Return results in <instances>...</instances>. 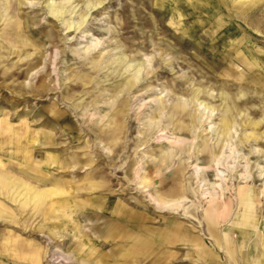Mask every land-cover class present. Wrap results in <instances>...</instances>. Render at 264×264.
Returning <instances> with one entry per match:
<instances>
[{
  "label": "rangeland",
  "instance_id": "374dc122",
  "mask_svg": "<svg viewBox=\"0 0 264 264\" xmlns=\"http://www.w3.org/2000/svg\"><path fill=\"white\" fill-rule=\"evenodd\" d=\"M3 174L0 264H264V0H0Z\"/></svg>",
  "mask_w": 264,
  "mask_h": 264
},
{
  "label": "crops",
  "instance_id": "0c3cea01",
  "mask_svg": "<svg viewBox=\"0 0 264 264\" xmlns=\"http://www.w3.org/2000/svg\"><path fill=\"white\" fill-rule=\"evenodd\" d=\"M211 15V14H210ZM216 15V14H215ZM215 15H212V16H215ZM0 179H3V182H4V184L6 183V182H8V177L6 176V175H1L0 176ZM56 194V196H58V192L57 193H55ZM54 194V195H55ZM61 196L63 195V193H61L60 194ZM61 196H58V197H61ZM35 197H38V194H35ZM254 197H255V194H254V192L253 191H248V193H246V194H244V199L245 200H253L254 199ZM215 210H216V208H214ZM3 214H5V212H3ZM129 215H130V218L132 219V217H133V214L131 213V214H127L126 216L127 217H129ZM134 216H136V214H134ZM136 219V218H135ZM209 219L210 220H213V214L211 213H209ZM215 220H213V222H214ZM196 244H202L201 242L199 243V242H196ZM24 251V249L22 250V248H18V253H20V252H23ZM2 252V253H1ZM28 253H29V256H32V257H29L31 260H32V262H34V263H36V264H38L39 262H40V258H41V254H40V252L39 251H37V250H30V251H28ZM6 253H5V251L4 250H2L1 249V251H0V257L2 258V257H6V255H5ZM31 254V255H30Z\"/></svg>",
  "mask_w": 264,
  "mask_h": 264
},
{
  "label": "bare ground",
  "instance_id": "6f19581e",
  "mask_svg": "<svg viewBox=\"0 0 264 264\" xmlns=\"http://www.w3.org/2000/svg\"><path fill=\"white\" fill-rule=\"evenodd\" d=\"M164 135H165V134H164ZM166 138H167V137H166ZM164 139H165V138H164ZM167 140H168V139H167ZM171 141H172V140H171ZM235 153H236L235 150H231V154H230V156H227V158H229V159H230V158H234V157H233V154H235ZM236 159H237V158H236ZM236 159H235V160H236ZM227 160H228V159H227ZM238 160H239V158H238ZM240 161H241V160H240ZM237 163H238V162H237ZM237 163L235 162V163L232 164V165L235 166ZM227 165H228V164L224 163V161H222L221 159H219L218 161H216V165H215V166H216V172H217V175H216V176H217V180L221 182V183H218V184H217V189H219L221 192L224 191V188H223V186H222V183L225 182V174H226L225 172H223V171L221 170V167H226ZM232 165H231V167H230V166H229V167L227 166L226 169H227V170H231V169H232ZM246 166H247V165H246ZM246 166H245V167H246ZM235 167H236V166H235ZM195 168H196V167H195ZM199 170L201 171V169H199ZM199 170H198V171H199ZM198 171H197V172H198ZM200 171H199V173H200ZM246 171H247V170H246ZM197 174H198V173H197ZM198 175H199V174H198ZM243 175H245V173H244ZM243 177H244V179L246 180V179L248 178V175L246 174V175L243 176ZM226 178H227V176H226ZM201 184H203V183H201ZM202 186H203V185H202ZM202 186H201V187H202ZM203 196H204L205 198H206L207 196H211V192H210V191H209V192H204V193H203ZM203 196H202V197H203ZM204 197H203V198H204ZM156 204L159 205V203H157V202H156Z\"/></svg>",
  "mask_w": 264,
  "mask_h": 264
}]
</instances>
